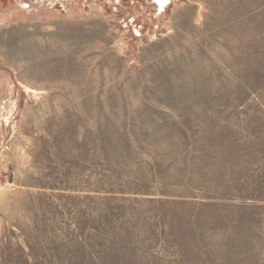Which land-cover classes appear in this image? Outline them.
Masks as SVG:
<instances>
[{"label": "rangeland", "instance_id": "374dc122", "mask_svg": "<svg viewBox=\"0 0 264 264\" xmlns=\"http://www.w3.org/2000/svg\"><path fill=\"white\" fill-rule=\"evenodd\" d=\"M0 264H264V0H0Z\"/></svg>", "mask_w": 264, "mask_h": 264}, {"label": "bare ground", "instance_id": "6f19581e", "mask_svg": "<svg viewBox=\"0 0 264 264\" xmlns=\"http://www.w3.org/2000/svg\"><path fill=\"white\" fill-rule=\"evenodd\" d=\"M159 4V8L162 9L168 0H156Z\"/></svg>", "mask_w": 264, "mask_h": 264}]
</instances>
